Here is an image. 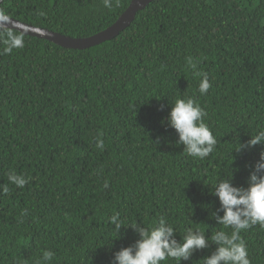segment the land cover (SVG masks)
Masks as SVG:
<instances>
[{
    "label": "trees",
    "instance_id": "trees-1",
    "mask_svg": "<svg viewBox=\"0 0 264 264\" xmlns=\"http://www.w3.org/2000/svg\"><path fill=\"white\" fill-rule=\"evenodd\" d=\"M130 2L3 0L0 12L87 38ZM2 48L0 186L9 192L0 191V264H35L45 249L54 253L48 264H117L115 254L140 238L131 222L152 226L160 217L178 242L188 228L206 238L231 232L217 223L213 185L231 176L247 187L264 151V142L247 145L264 128V0H158L86 49L25 34L23 48ZM205 74L211 87L201 95ZM177 98L207 113L217 144L202 160L187 155L168 122ZM11 172L28 183L12 184ZM117 212L126 225L116 233ZM240 236L251 264H264V228ZM216 248L209 239L180 264H202Z\"/></svg>",
    "mask_w": 264,
    "mask_h": 264
},
{
    "label": "clouds",
    "instance_id": "clouds-1",
    "mask_svg": "<svg viewBox=\"0 0 264 264\" xmlns=\"http://www.w3.org/2000/svg\"><path fill=\"white\" fill-rule=\"evenodd\" d=\"M105 8L112 7V0H103ZM11 18L0 12V45L3 53H11L14 49L24 47V33L12 26ZM211 83L205 74L199 82L201 95L207 94ZM206 111L191 98H177L168 116V122L179 135L178 144L185 145L188 156L204 159L214 151L217 139L210 128L204 122ZM102 136V134H100ZM96 139V147L103 149L104 140ZM264 142V128L259 129L247 142L248 146H254ZM237 151L244 145H236ZM231 176L226 179H217L214 186V194L219 198L223 215H216L219 225L230 228L231 232L217 230L211 237L206 238L205 231L199 228H188L185 231L182 242L174 237L176 231L172 224L164 217H160L152 226L141 227L136 222L130 226L138 231L140 238L134 246L120 249L115 254L117 264H161L162 261L174 260L180 264L181 260H188L195 249H203L208 240L215 242V252L201 259L202 264H251L248 250L240 233L252 225L259 224L264 228V151L260 153V159L247 180V187L235 186L230 182ZM8 180L17 187H24L28 183L27 177L11 172ZM104 187H108L105 181ZM0 191L8 193L7 185L0 186ZM120 213L112 215L111 220L116 225L115 232L126 225L124 220H118ZM54 253L51 250H43L41 257L35 264H48L52 261Z\"/></svg>",
    "mask_w": 264,
    "mask_h": 264
},
{
    "label": "water",
    "instance_id": "water-1",
    "mask_svg": "<svg viewBox=\"0 0 264 264\" xmlns=\"http://www.w3.org/2000/svg\"><path fill=\"white\" fill-rule=\"evenodd\" d=\"M153 1L158 0H131L128 8L120 15L114 24L109 26L107 29L87 38L69 37L49 29L24 23L12 17H10L12 25L9 26L14 27L25 35L46 39L64 48L86 49L118 36L120 32L124 31L131 25L137 13L145 9ZM2 2L3 0H0V4Z\"/></svg>",
    "mask_w": 264,
    "mask_h": 264
}]
</instances>
